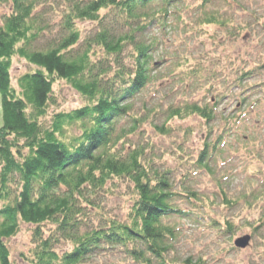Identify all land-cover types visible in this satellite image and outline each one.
Returning <instances> with one entry per match:
<instances>
[{
    "label": "trees",
    "instance_id": "16d2710c",
    "mask_svg": "<svg viewBox=\"0 0 264 264\" xmlns=\"http://www.w3.org/2000/svg\"><path fill=\"white\" fill-rule=\"evenodd\" d=\"M179 1L0 0L5 8L0 15V264H12L7 240L21 223L32 226L27 264H98L106 248L116 246L133 261L165 263L166 240L176 234L165 218L182 214L175 199L184 194L174 189L171 171L158 168L126 133H135L151 112L146 104L143 115L135 111L159 67L155 51L161 41L149 32L166 29ZM252 14L264 27V13ZM202 17V24L223 27L231 36L245 30L230 15L207 11ZM87 23L92 29L80 26ZM16 57L31 69L14 85ZM261 70L264 58L246 70L238 66L233 81L242 85ZM59 83L78 93L82 103L59 109L54 94ZM218 101L172 103L166 118L213 122ZM166 121L152 125L164 134ZM122 122L129 123L127 129ZM223 142L222 134L202 141L197 168L211 173ZM110 181L131 187L132 204L122 220L106 214L94 198ZM221 195L232 203L223 189ZM93 219L95 226L89 224ZM48 224L52 227L44 233ZM225 227L230 231L234 224L226 220ZM62 241L69 248L57 250ZM186 261L206 264L201 258Z\"/></svg>",
    "mask_w": 264,
    "mask_h": 264
},
{
    "label": "rangeland",
    "instance_id": "374dc122",
    "mask_svg": "<svg viewBox=\"0 0 264 264\" xmlns=\"http://www.w3.org/2000/svg\"><path fill=\"white\" fill-rule=\"evenodd\" d=\"M228 1L230 6L224 0H210L202 6L201 0H180L171 6L175 13L169 17L166 29L149 32L161 41L155 51L159 67L154 83L138 98L135 111L143 115L142 105L146 104L151 112L146 113L135 133L126 134L133 144L146 148L147 157L158 168L170 170L174 189L187 195L175 199L182 214L165 218L176 228V234L166 240L164 264H188L186 260L198 258L206 264H264V70L242 85L236 86L233 81L238 66L246 70L264 58V27L252 17L255 11L264 13V0ZM4 11L0 6V15ZM207 11L230 15L236 26L245 30L231 36L223 27L202 24ZM49 16L55 23L56 15ZM80 26L92 29L91 23ZM29 69L31 66L23 59L14 58L13 84ZM54 94L59 109L70 110L82 103L78 93L65 83L57 84ZM222 95L226 96L220 99ZM185 99L200 103L219 100L214 121L206 123L198 116L167 120L168 105ZM165 121L168 130L164 134L152 125ZM128 124L119 125L127 129ZM220 134L224 142L211 160V173L197 168L195 159L202 141L215 140ZM103 189L94 197L96 202L102 203L109 216L126 218L132 204L131 187L110 181ZM221 189L232 203L223 202ZM188 190L200 194L199 198L190 196ZM226 220L234 224L230 231L226 230ZM89 224L95 226L98 220ZM50 227H44V233ZM31 231V225L21 223L19 232L7 240L12 264H27L24 254L32 245ZM244 235L250 236L249 244L235 247V239ZM67 247L62 241L56 249ZM97 262L142 264L117 246L106 248Z\"/></svg>",
    "mask_w": 264,
    "mask_h": 264
},
{
    "label": "water",
    "instance_id": "95a60500",
    "mask_svg": "<svg viewBox=\"0 0 264 264\" xmlns=\"http://www.w3.org/2000/svg\"><path fill=\"white\" fill-rule=\"evenodd\" d=\"M250 241V236L249 235H244L241 237H238L234 241V245L238 248H245Z\"/></svg>",
    "mask_w": 264,
    "mask_h": 264
}]
</instances>
